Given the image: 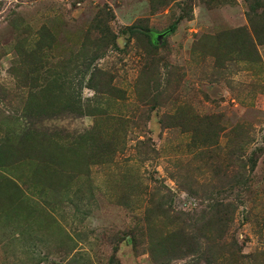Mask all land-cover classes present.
<instances>
[{"label":"rangeland","instance_id":"1","mask_svg":"<svg viewBox=\"0 0 264 264\" xmlns=\"http://www.w3.org/2000/svg\"><path fill=\"white\" fill-rule=\"evenodd\" d=\"M0 264H264V0H0Z\"/></svg>","mask_w":264,"mask_h":264}]
</instances>
